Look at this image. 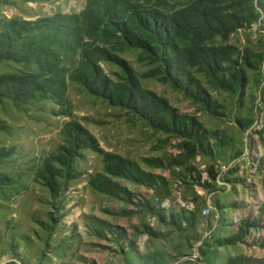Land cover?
<instances>
[{
    "label": "rangeland",
    "instance_id": "obj_1",
    "mask_svg": "<svg viewBox=\"0 0 264 264\" xmlns=\"http://www.w3.org/2000/svg\"><path fill=\"white\" fill-rule=\"evenodd\" d=\"M154 11L196 93L164 72L165 44L141 20ZM58 16L77 22L37 38L60 53L62 96L0 93V264H264V0H0V32ZM95 47L113 55L87 53L108 87L134 76L200 123L202 143L76 78L91 63L83 49ZM35 72L33 62L0 60V76ZM114 157L152 180L108 173ZM47 161L56 190L41 174ZM98 177L122 190L94 188Z\"/></svg>",
    "mask_w": 264,
    "mask_h": 264
},
{
    "label": "trees",
    "instance_id": "obj_2",
    "mask_svg": "<svg viewBox=\"0 0 264 264\" xmlns=\"http://www.w3.org/2000/svg\"><path fill=\"white\" fill-rule=\"evenodd\" d=\"M154 13L141 17V20L146 26H148L150 20H153L155 25L154 30L159 35L160 41L165 44L166 50L162 51L161 55L164 72L168 77L172 78L176 85L184 86L185 90L189 93H196L197 91L193 88L194 84L190 83L194 78L186 70L188 61L185 60V55L180 51L174 39L170 37L171 29L167 19L157 11H154ZM157 14H159L158 17L156 16ZM74 20L77 22V17L58 16L45 20L40 24H30L13 20L2 25L3 29L0 32V60L33 62L37 64L38 72L0 76V93L12 97H26L28 95H34L36 92H43L50 96H62L63 91H61V86H63V81L60 79L61 72L58 67L60 53L59 51L53 50L50 46H39L37 36L45 34L41 29H44V31L53 29L55 26H62L64 23L69 25L68 22H73ZM123 24L126 26V23ZM124 31L130 42L142 44L158 56L157 51L160 50L159 48L155 49V47L143 39L138 38V35L134 34L129 27H125ZM162 36H165V39H162ZM40 43L42 44V40H40ZM87 53L91 57L92 55L95 56L96 53L101 56L102 53L113 56L107 50L99 47H95L90 52L89 50L83 49L84 60L88 59L89 62H91V59ZM94 64L91 62L86 67L87 69L79 71V74L76 72V78L81 79L79 75L83 74L86 81L94 83L93 90L95 92L106 95L109 99L119 104L131 106L141 112V114L151 118L154 123L164 128H171L180 134L189 135L196 142L202 143V140L206 136V130L203 129L200 123L194 120L189 122L184 116L175 114L164 99H160L154 93L142 89L134 76L129 78L131 86L118 84L116 85V89L108 87L107 80L98 78ZM212 64V66L208 65V67L216 70L220 67L221 63L217 59H214ZM85 141L86 138L84 137L82 142ZM107 171L115 176H135L140 179L143 178L144 180H152L151 176L143 172L137 164L122 159L121 157H114L107 166ZM54 173L55 169L52 163L47 161L45 168L41 170V174L47 179L48 186L56 190L58 188V182L55 179ZM92 186L98 190H104L110 193H116L118 190H122L118 183L106 177L94 179ZM249 261L243 257H235L229 261V264H248Z\"/></svg>",
    "mask_w": 264,
    "mask_h": 264
},
{
    "label": "built area",
    "instance_id": "obj_3",
    "mask_svg": "<svg viewBox=\"0 0 264 264\" xmlns=\"http://www.w3.org/2000/svg\"><path fill=\"white\" fill-rule=\"evenodd\" d=\"M205 212L208 214L210 212L209 208L205 209Z\"/></svg>",
    "mask_w": 264,
    "mask_h": 264
}]
</instances>
